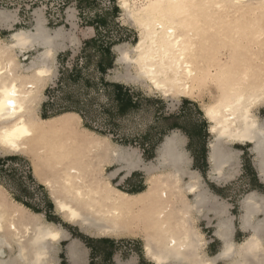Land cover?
Wrapping results in <instances>:
<instances>
[{"label": "bare ground", "instance_id": "bare-ground-1", "mask_svg": "<svg viewBox=\"0 0 264 264\" xmlns=\"http://www.w3.org/2000/svg\"><path fill=\"white\" fill-rule=\"evenodd\" d=\"M119 4L125 22L139 33L136 44L117 48L123 78L146 84L165 99L211 91L202 108L213 136L210 180L230 181L240 155L233 146L251 145L264 182V117L255 113L264 106V0ZM34 14L33 29H18L7 42L0 39V152L32 157L57 214L99 236L142 233L145 255L154 264H264V196L253 192L243 199L240 225L251 234L235 242L228 206L208 191L198 172L189 171L176 133L165 138L156 164L149 165L135 151L81 127L76 112L41 117L43 93L55 77L66 33L63 26L48 27L40 10ZM18 20L17 11L0 8L1 26L11 28ZM36 47L37 55L26 54ZM113 164L117 167L108 174L105 167ZM136 169L149 175L144 191L131 194L112 185L120 172ZM209 213L218 218L216 235L223 243L214 257L203 249V235L193 223L194 215ZM64 238L63 229L13 200L0 185V264H57ZM67 258L70 264H87L78 241L67 247Z\"/></svg>", "mask_w": 264, "mask_h": 264}, {"label": "rangeland", "instance_id": "rangeland-1", "mask_svg": "<svg viewBox=\"0 0 264 264\" xmlns=\"http://www.w3.org/2000/svg\"><path fill=\"white\" fill-rule=\"evenodd\" d=\"M72 1L69 0V3L71 4ZM120 1L112 0L113 4L110 9L102 13L99 12L98 4L91 0H82L77 7L70 6L67 15L58 14L56 10L57 6L61 4L60 0H0V8L17 11V17L20 18L18 29H32L30 23L35 20L36 10H40L44 14L48 27L52 29L61 27L60 25L64 21L69 20L70 27L68 26L65 30L66 40L63 50L67 47L69 49L57 56L55 77L48 84L46 93H43L44 100L48 101L47 109L44 112L46 115L53 116L77 108L87 111V123L91 129L86 128L84 120L81 127L98 136L108 138L117 146L135 151L137 157L149 165L156 164L160 147L165 138L176 133L184 142V149L190 161L189 171L198 172L203 183L212 182L209 178L210 165L205 155L209 152V143L213 136L209 133L210 123L206 121L202 111L203 106L210 103L212 99L211 91L198 93L195 97L188 99L186 97L165 99L159 95V92H155L146 84L126 81L123 78L125 70L121 65H118L119 52L117 48L136 44L139 33L137 29L125 22ZM92 38L97 40L101 48L90 44L85 46V43ZM107 45L111 47L114 56L117 57V63L111 70L101 73L97 69V63L102 47ZM19 60L22 61V58ZM76 65L81 73L76 78H72L62 85L59 84V76L65 70H71ZM113 83L126 86L135 97L137 103L135 108L125 115L115 114L117 90L112 87ZM255 113L264 117V106L257 108ZM40 115L43 116L41 106ZM175 123L182 125L183 130L170 129ZM188 135L193 140H190ZM233 148L240 153L237 174L227 182H231L228 186L218 189L217 192L224 199L230 196L234 197L230 207L239 216L242 215L240 202L242 203L243 199L256 189L261 190L262 185L259 182L262 181L257 177L253 166L255 157L251 152V145H234ZM0 157L18 165L15 168L17 170L11 169L13 166L7 170L0 168V185L9 191L11 198L24 200L36 212L47 211L49 217L55 219L54 224L65 231L63 239L65 241L60 242L59 252L56 255L58 262L59 253L62 252L66 255L67 247L72 241L81 243V247L83 246L82 249L90 261L91 251L88 249L85 239L91 240L92 238L95 240L94 245L99 250L96 255H92L93 264H118L131 259H134L136 264L142 262L149 264L144 261L146 256L145 240H143L142 233L133 231L119 236H99L93 234V231H86L78 224L67 223L57 214L49 191L44 185H40L42 183L36 177L32 157L10 152H0ZM26 166L29 167L30 175L28 179L24 180ZM116 167L114 164L108 165L105 170L110 174ZM126 174L127 172L122 171L118 174L119 176L113 177L112 185L127 193L134 190L135 185L141 188L147 187L149 181L147 172L136 169L130 174ZM185 180L188 181V178ZM24 182H30L29 186ZM191 199L193 198L191 197ZM219 202L228 205L220 200ZM99 238H109L112 244L101 246L95 243ZM112 257L115 262L108 263ZM222 263L224 264V262Z\"/></svg>", "mask_w": 264, "mask_h": 264}, {"label": "crops", "instance_id": "crops-1", "mask_svg": "<svg viewBox=\"0 0 264 264\" xmlns=\"http://www.w3.org/2000/svg\"><path fill=\"white\" fill-rule=\"evenodd\" d=\"M18 21H16L14 24H13V26L11 27V28H6V26H1L0 25V39H1V41H3V42H7V40L8 41H10V36H11V34L14 32V31H16V30H18V23H19V21H20V18L18 17ZM34 24H35V20H34V22L32 21L31 23H30V26H32L31 28L33 29V26H34ZM47 26H48V23H47ZM60 26H63L64 28H65V30H67V28H68V26L70 27V24H69V20H66V21H64V23H62ZM25 29V28H24ZM25 30H29V29H25ZM5 39V40H4ZM68 42H70L69 40H68ZM67 42V43H68ZM37 49H35V50H32V49H30V50H27L26 51V54L28 55V56H33V55H37V52H39L41 49L39 48V47H36ZM67 49H69L68 47H67ZM67 49H65V50H60L58 53H57V56H59L60 54L59 53H61V52H63V51H67ZM19 51V50H18ZM31 54V55H30ZM112 54H113V52H112ZM113 56H114V54H113ZM115 57V56H114ZM20 58H22V62H28V59L27 60H25L24 59V57L23 56H20ZM117 63V57H115V61H114V65H113V68H114V66H115V64ZM99 70V69H98ZM109 70H111V69H109ZM108 71V70H107ZM62 75V74H61ZM61 75L59 76V79H58V81L60 82V80H61ZM46 89H47V87L45 88V90H44V94L46 93L45 91H46ZM45 99H46V97H45ZM48 101H45L44 100V102L42 103V105H41V111H42V115H44L45 113V111H46V109L47 108H45L44 106H45V104L47 103ZM80 115V114H79ZM54 116V115H53ZM81 116V115H80ZM41 117H43V116H41ZM49 117H51V116H49ZM81 118H82V116H81ZM82 121H83V118H82ZM186 132V131H185ZM188 138L190 139V140H193L192 139V137H189V135H188ZM252 152V151H251ZM253 153V152H252ZM241 155H242V153H241ZM205 158L207 159V162H208V164L210 165V163H209V152L207 153V155H205ZM254 161V160H253ZM253 166H254V168H255V165H254V162H253ZM255 171H256V173H257V177L260 179V177H259V174H258V172H257V170H256V168H255ZM210 178V177H209ZM260 181H262L261 179H260ZM140 184H141V182H139ZM231 182H229V183H227V184H219V183H216V182H204V186L208 189V191L213 195V196H215V197H217L220 201H222L223 203H227L228 205L227 206H229L228 207V209H229V215L231 216V217H233L234 219H233V226L235 227V231H234V234H233V240L235 241V242H237V243H241V242H243L250 234H251V231H244V230H242V228H241V222H240V220H241V217L240 216H242L241 214L239 215V216H237L235 213H234V211L233 210H231L232 208L230 207L231 206V201H233V198L234 197H227L226 199H224V197H222V195H220V193H218L217 191H219L218 189H220V188H224V187H226V186H228L229 184H230ZM261 185H262V188H261V190H259V189H256L255 191H253V192H256V193H258V194H260V195H263L264 196V182L262 181V182H259ZM40 185H43V184H40ZM134 190H132L131 192H129V193H131V194H137V193H140V192H142V191H144L145 190V187L143 188H141V187H137L136 185L134 186V188H133ZM144 189V190H143ZM8 191V190H7ZM259 192H261V193H259ZM263 192V193H262ZM12 195V194H11ZM191 197L194 199V197L193 196H189V198L191 199ZM16 198V197H15ZM193 199H191V200H193ZM14 200V199H13ZM15 201L16 202H19V203H22L25 207H27L29 210H31L32 212H35V213H39V214H43L44 215V217H45V219L47 220V221H49V222H53V223H55V219H52V218H50L49 217V214H48V212L47 211H44V212H41V211H35L34 209H32V207H30V206H28L27 204H26V202L24 201V200H18L17 198L15 199ZM240 204H241V202H240ZM242 212V211H241ZM193 223H194V226L197 228V231L199 232V233H201L202 235H203V239H204V242H203V249L207 252V254L209 255V256H211V257H213V256H216L218 253H219V251L220 250H222V248H223V243H222V240L220 239V237L219 236H217L216 235V227H215V225L217 224V222H218V218L213 214V213H209V214H207V215H194V218H193ZM63 241H65V240H63ZM62 241V242H63ZM94 241L95 240H92V238H91V240H86L85 239V242H86V245L88 246V249L91 251V254H90V261L87 259V264H93V262H94V260L92 259V255H96V253H97V251H99L98 250V247L96 246V245H94ZM61 242V243H62ZM60 243V244H61ZM95 243H98L99 245H101V246H108V245H110V244H112V242H111V240L109 239V238H99V240H98V242H95ZM91 244V245H90ZM101 246H99V247H101ZM83 247V246H82ZM85 250H87L86 248H85ZM66 253H67V251H66ZM62 256H64V258L62 257ZM58 257H59V262L57 261V264L59 263V264H70V261H69V259L67 258V254L65 255V254H63L62 252H60L59 253V255H58ZM146 263H149V264H154L149 258H147L146 256H145V260H144ZM114 263L115 262V260L113 259V257L111 258V259H109L108 260V263ZM140 264H144L143 262L142 263H140ZM219 264H223L222 262L220 263L219 262Z\"/></svg>", "mask_w": 264, "mask_h": 264}, {"label": "trees", "instance_id": "trees-1", "mask_svg": "<svg viewBox=\"0 0 264 264\" xmlns=\"http://www.w3.org/2000/svg\"><path fill=\"white\" fill-rule=\"evenodd\" d=\"M85 46H89L93 45V46H97V48H101L98 45L97 40H95V38H92L89 42L85 43ZM114 61H115V57L112 54V50L110 46H103L102 50L100 51V59L97 63V69H99L98 71H100L101 73H106L107 70L112 69L113 65H114ZM81 72L79 71L78 65L74 66L71 70H65V72L62 73L61 75V80L59 82V84L62 85V83L68 82V80H71L72 78H76L78 74H80ZM112 87H114L117 90V101H116V105H115V114L117 115H125L127 114L130 110L134 109L136 106V102H135V97L133 96V94L131 93V90H128L126 86L119 84V83H113L111 84ZM47 104H45V108H47ZM68 112H76L78 114H80L85 122V126L86 128H90V126H88V119H87V111H82L80 109H69ZM44 118H49L48 115L44 114L43 115ZM91 129V128H90ZM170 129L174 130V129H181L183 130L182 125L175 123L174 125H172L170 127ZM64 258V256H62Z\"/></svg>", "mask_w": 264, "mask_h": 264}, {"label": "built area", "instance_id": "built-area-1", "mask_svg": "<svg viewBox=\"0 0 264 264\" xmlns=\"http://www.w3.org/2000/svg\"><path fill=\"white\" fill-rule=\"evenodd\" d=\"M61 4H59L56 8L58 14H63V15H67V12L70 8V6H75L77 7L78 4H80V2L82 0H73L72 3L70 4L69 3V0H60ZM91 1H95L99 8H100V13L102 12H106L110 9V6L113 4L112 0H91ZM67 6H69L67 9H65ZM100 16V15H99ZM63 19V18H62ZM66 20V19H65ZM13 166L11 169H15L16 166H18L17 164L14 165L11 161H8L6 158L4 157H0V168H5V170L9 169V167ZM17 170V169H15ZM24 175L26 177H24V180L28 179L29 175H30V170H29V167L26 166L25 167V172H24ZM25 184H27L29 186V183L30 182H24ZM32 188H35V187H32Z\"/></svg>", "mask_w": 264, "mask_h": 264}, {"label": "snow or ice", "instance_id": "snow-or-ice-1", "mask_svg": "<svg viewBox=\"0 0 264 264\" xmlns=\"http://www.w3.org/2000/svg\"><path fill=\"white\" fill-rule=\"evenodd\" d=\"M9 105H10V106H14V105H12V102H11V101H9Z\"/></svg>", "mask_w": 264, "mask_h": 264}]
</instances>
